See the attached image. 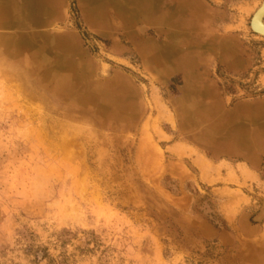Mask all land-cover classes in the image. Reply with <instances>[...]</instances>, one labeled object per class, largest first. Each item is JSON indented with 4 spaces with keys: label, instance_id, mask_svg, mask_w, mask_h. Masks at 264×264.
Instances as JSON below:
<instances>
[{
    "label": "rangeland",
    "instance_id": "374dc122",
    "mask_svg": "<svg viewBox=\"0 0 264 264\" xmlns=\"http://www.w3.org/2000/svg\"><path fill=\"white\" fill-rule=\"evenodd\" d=\"M90 1L0 27V264H264L260 0Z\"/></svg>",
    "mask_w": 264,
    "mask_h": 264
},
{
    "label": "bare ground",
    "instance_id": "6f19581e",
    "mask_svg": "<svg viewBox=\"0 0 264 264\" xmlns=\"http://www.w3.org/2000/svg\"><path fill=\"white\" fill-rule=\"evenodd\" d=\"M116 1L123 2V4L119 6V10L117 9L118 15L122 16L123 18L128 17V19L129 18L135 19L138 18L139 16L142 19H146L147 21L150 20L149 22L155 19L158 22L166 23L168 26H171L174 29L177 27L178 28L181 27V30L185 29L187 25L193 24L192 22L194 21L193 20L194 18H197L196 17L197 13L194 11L196 7L194 6L193 2L191 6L189 0H116ZM49 2L50 0H23L17 3L13 2L17 8L14 9L13 7H8V12L10 13V16L11 14L13 15L17 14L19 17H24V15L26 14L27 16L32 17L33 14L34 15L40 14L42 10H47L49 6ZM89 9L91 15L95 17L97 20L106 19L105 18L106 15L103 7L99 3H97L96 0L90 1ZM187 10L190 11L189 15H186ZM252 17H253L252 20L253 26L258 30V34H260L261 32L264 33V0H260L259 5L253 11L251 18ZM163 49L164 48H161L160 51L162 52ZM167 51L168 49H164L165 53H167ZM155 55L158 56V53ZM170 56L171 54H169L167 57ZM162 57L161 58L157 57V58L162 59Z\"/></svg>",
    "mask_w": 264,
    "mask_h": 264
},
{
    "label": "crops",
    "instance_id": "0c3cea01",
    "mask_svg": "<svg viewBox=\"0 0 264 264\" xmlns=\"http://www.w3.org/2000/svg\"><path fill=\"white\" fill-rule=\"evenodd\" d=\"M12 0H0V27H4V24L9 21V18L14 19L18 15H13L8 12V5L10 4ZM194 3V6L196 7L197 11V17H200L201 19V1L200 0H190ZM55 0H51L50 3V10L52 6L54 5L53 3ZM48 13V12H47ZM46 14V13H45Z\"/></svg>",
    "mask_w": 264,
    "mask_h": 264
},
{
    "label": "water",
    "instance_id": "95a60500",
    "mask_svg": "<svg viewBox=\"0 0 264 264\" xmlns=\"http://www.w3.org/2000/svg\"><path fill=\"white\" fill-rule=\"evenodd\" d=\"M253 17L250 19V26L253 29V31H255L256 33H258V30L253 26V21H252L253 20ZM260 35H263L264 36V33L261 32Z\"/></svg>",
    "mask_w": 264,
    "mask_h": 264
}]
</instances>
